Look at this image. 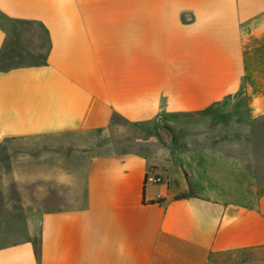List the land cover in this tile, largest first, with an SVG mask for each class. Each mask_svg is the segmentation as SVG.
<instances>
[{"label": "crops", "instance_id": "crops-1", "mask_svg": "<svg viewBox=\"0 0 264 264\" xmlns=\"http://www.w3.org/2000/svg\"><path fill=\"white\" fill-rule=\"evenodd\" d=\"M262 121L264 0H0V264H264Z\"/></svg>", "mask_w": 264, "mask_h": 264}, {"label": "rangeland", "instance_id": "rangeland-1", "mask_svg": "<svg viewBox=\"0 0 264 264\" xmlns=\"http://www.w3.org/2000/svg\"><path fill=\"white\" fill-rule=\"evenodd\" d=\"M264 122V121H262ZM181 123L188 124L189 127L183 126H175L174 127L181 138V149H194L197 144L196 140V132L198 129H201L200 126L196 125V120L192 116H184L181 118ZM225 124H230V122L224 121ZM150 139L153 141L154 147H162L163 142L159 136L157 127L153 128V132L149 135ZM180 151V150H179ZM146 152V151H145ZM150 173L157 179L160 180L162 178L161 169L156 167H150ZM49 208H62V207H49ZM37 243L40 242L39 238L36 239Z\"/></svg>", "mask_w": 264, "mask_h": 264}, {"label": "water", "instance_id": "water-1", "mask_svg": "<svg viewBox=\"0 0 264 264\" xmlns=\"http://www.w3.org/2000/svg\"><path fill=\"white\" fill-rule=\"evenodd\" d=\"M157 128L159 136L166 146H168L173 151L181 150V138L179 137L174 125L171 122L160 121Z\"/></svg>", "mask_w": 264, "mask_h": 264}, {"label": "trees", "instance_id": "trees-1", "mask_svg": "<svg viewBox=\"0 0 264 264\" xmlns=\"http://www.w3.org/2000/svg\"><path fill=\"white\" fill-rule=\"evenodd\" d=\"M35 246H36L37 256H38L39 260H41V256H42L41 242H39V243L35 242Z\"/></svg>", "mask_w": 264, "mask_h": 264}]
</instances>
